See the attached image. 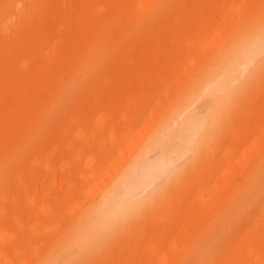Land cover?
<instances>
[{"label":"rangeland","instance_id":"374dc122","mask_svg":"<svg viewBox=\"0 0 264 264\" xmlns=\"http://www.w3.org/2000/svg\"><path fill=\"white\" fill-rule=\"evenodd\" d=\"M192 1V8L204 11L205 2ZM47 2L55 5L59 18L56 25L43 32L39 12ZM168 3H174L175 12L166 11L157 18L147 19L143 27L132 34L134 42L121 41L118 34L95 32V38L97 36L99 40L95 60H108L103 66L109 73L106 82L108 96L111 103L118 105L116 111L99 109L92 115V126L74 125L75 114L67 109L68 103L60 108L56 116H49V131L34 133L37 140L30 151L21 152L18 158H14L19 149L11 148V157L0 160V264H40L50 257L72 231L83 210L101 197L119 169L126 167L129 157L140 144L142 137L138 135L144 134L145 131H141L145 123L173 103L179 91H184L214 59L246 13L257 10L254 8L256 0H211L212 8L223 13L215 22L216 27L209 33L194 29L193 33L181 36L176 28L171 31L168 28L171 21L176 24L190 21V2L173 0ZM106 10L97 6L95 0H0L1 136L9 134L13 125L21 121L4 118L12 100L37 88L35 82L39 76L48 78L54 93L66 91L82 63L80 57L72 55L77 39L81 37L80 29L86 25L96 31L106 22L102 17ZM134 18H137L136 11ZM155 25L163 28L162 33L156 32ZM153 52L169 61L161 66L167 76L160 81L146 79L145 72L139 67V62ZM67 56L69 61H57ZM124 68L130 73H137L139 85L136 89H129V81L122 78ZM171 77L175 78L172 80ZM261 87L264 91V77L252 87L249 99L241 104L242 110L250 109L255 103L261 94ZM87 88L95 94L100 89L98 84L91 83L87 84ZM80 95L81 91L77 92L70 103L74 111L89 117L91 109L84 106ZM98 99L96 96L91 105L94 106ZM27 101L33 107L38 104L33 98ZM203 103L208 106L210 102L205 99ZM261 104L263 106L259 108L252 107L254 113H245L248 119L258 117V129L243 145L246 148L253 147L255 136L264 131V96ZM255 109H259L257 113ZM21 129L24 130L23 127ZM57 132L62 134V140L56 138ZM227 136L221 139L218 146V154L223 160L219 178L230 168L227 164L230 157L235 169L240 168L238 159L245 149L232 150L234 142L231 143ZM234 138L238 139L237 136ZM259 140L264 142V134ZM225 149L230 152L224 153ZM8 166L11 173L5 170ZM215 168L214 165L209 167L208 173ZM187 182L185 185L183 181L175 183L164 192L162 205L139 218L133 228L103 247L102 253H107V256L104 254V257L84 264H163L169 254H174L175 241L182 235L183 226L171 236L167 227L173 220L171 214L174 209L183 201V186L191 184ZM203 185L196 188L191 200L188 225H195L193 230L199 231L202 228L198 225L199 221L215 219L211 222V230L215 231L213 240L216 246L223 245L233 235L242 234L256 218H264V213L256 208L248 212L249 206L256 200V191L240 197L245 199L242 202L237 199L240 211L230 221L232 207L229 209V205H221L219 213H215L212 210L215 200L202 201ZM204 228L198 232L192 248L205 246L212 239H205L211 230L206 232ZM177 250H180L179 247ZM174 255L177 256V253Z\"/></svg>","mask_w":264,"mask_h":264},{"label":"bare ground","instance_id":"6f19581e","mask_svg":"<svg viewBox=\"0 0 264 264\" xmlns=\"http://www.w3.org/2000/svg\"><path fill=\"white\" fill-rule=\"evenodd\" d=\"M168 1L173 0H95L97 6L103 9L107 8V10L102 14V17L105 18L106 22L96 28V31L92 27L86 25L81 27V37L77 39V46L75 47L76 50H73L72 53L75 57H80L82 62L81 66L76 69L66 91L63 93H54L48 84V78L45 77V75H41L35 82L37 88H34L32 91H27L12 100V106L5 112L4 118L14 120L15 122V118H17L18 120L21 119V121L20 124L18 123L15 124V126L13 125L12 131L9 134H3V136L0 134V160L11 157V148L17 147V149H19V151L14 154V158H18L21 152L27 153L30 151L31 145H33V143L37 140L34 133H40V130L41 132L49 131L51 128V120L48 119L49 116H56L61 110L60 108L65 107L68 103L69 106L67 109L75 114V120L72 122L74 125L84 124L92 126V115L99 109L110 108L113 112L116 111L118 105L111 103L108 96L109 91L107 89L108 87L106 82L109 77V73L103 66V64L107 63L108 60H95L96 50L99 48V40L97 39V36L95 38V32L98 34L106 33L109 35L118 34L121 41L131 40L134 42L135 37L132 34L141 29L143 27V23L146 22L147 19L157 18L166 11H171L172 13L175 12V8L173 6L174 3H168ZM202 1L205 2L204 11L192 8V6H194L193 1L186 0V2H190L189 7L192 10L190 21L185 22V20H183V22L179 24L171 21L168 28L169 31L176 28L181 36L186 33H193L194 29L207 33L211 32L216 27L215 22L218 20V17L221 18L223 13L215 11L212 8L211 0ZM256 3L257 4L254 8L257 10L246 13L244 20L241 21L237 30L230 36L231 38L223 43V46L220 48L214 59L210 61L209 64L198 73V75L195 76L190 85L184 91L183 89L179 91L172 104L159 113L156 118H153L152 116L151 119L145 123L141 133L143 131H149L152 124L158 118L166 116L173 110L182 109L188 106L190 102L194 101L195 95L204 87L206 83L209 70L216 67V65L220 62L221 53L224 52L233 37L245 29L264 25V0H256ZM135 11L137 13L136 19L134 18ZM39 13L40 20L42 19L41 28L43 32H47L58 22L59 12L52 2L45 3L41 7ZM36 17L35 18L38 21L39 15ZM155 30L160 34L162 33L163 28L159 25H155ZM157 55L158 54L153 52V54H151L146 60L139 62V67L145 72L144 75L146 79L160 81L165 79L167 76L161 66L166 65L169 61H166V57ZM68 58L69 57L67 56L63 60L57 59V61H69ZM95 70H98V72L96 73ZM220 71H223L222 66L217 68V72ZM123 72L122 78H126L129 81V89H136L139 85V77L137 76V73H130L125 70V68ZM263 77L264 67H258L249 73V75L245 78V81L237 83L236 86L241 89L240 95L230 106L226 116L213 134L210 147L206 148L196 161L188 166L183 176L179 179L178 182L183 181L184 185L188 183L187 181H190L189 183L191 184L183 186V201L178 203L177 207L171 214L173 220L167 227V231L170 236L179 231L180 228L182 229V226L183 231L181 237L175 241V249L173 250V253L175 254L176 252L177 256L169 254L163 261V264H264V218H256L250 222L247 229L242 234L238 236L233 235L228 239V243L225 240L223 245L216 246L217 243H214L215 238L213 235L215 231L214 229L211 230V222H214L215 219L206 221L205 218L204 220L199 221L198 225L202 228L199 231H196L193 230L195 225H193V227L188 225L187 216L196 188L200 187L202 184H204V193L201 195L202 201L209 199H212L213 201L215 200L214 205H212V210L215 213H219L221 205H229V209L232 207L230 211V221H233L235 213L240 211L237 199L253 191H256V200L249 206L248 212H251V209L256 208L264 213V142L261 143L259 140L263 136L264 131L255 136L253 147L246 148L243 146L247 141H249L250 134L258 129V122L256 121L258 120V117L253 120L251 118L248 119L245 113L248 111L254 113V108L252 107L259 108L263 106L261 104L262 97L264 96L263 87L260 88L259 94H261L258 95L255 103L251 105L250 109H241L242 102H247L249 99L248 95L251 92L252 87L261 81ZM174 78L175 77H171L170 79L173 80ZM88 83L99 85L100 89L98 94H95L91 91V89L88 90ZM38 88H41V90ZM80 91L82 103L85 107H90L91 109L89 117L85 114H80L77 110L74 111L70 103L77 92L79 93ZM96 96L99 99L93 106L91 104H93L92 102H94ZM30 98L37 100L38 104L36 107L30 105L29 101H27ZM203 101L204 100L196 103L195 107L196 112L201 115H204L212 107L210 101L208 106H205ZM258 110L255 109V112L257 113ZM33 116H35L36 119H34ZM1 123L2 121H0V125ZM20 125L24 128V130L21 129L22 127ZM145 132L144 134H140V136L138 135V137H142L140 144L135 149L134 154L129 157L126 165V167L132 166L134 169L127 176V183L130 187L135 186L146 175L155 159V154L153 157L147 154L143 156L139 154L140 146L146 135ZM61 135L62 134L60 132H57L56 138L58 140L61 138L62 140ZM225 135H228L227 137L231 140V143L234 142L233 144L235 147L233 146L232 150L240 147H245V149L238 159L240 168L235 169L230 157L227 161L230 168H228L225 174L219 178L220 164H222L223 160L220 154H218V146L221 139ZM235 136H237L238 139L235 140ZM164 147V145H161L160 151H163ZM228 152H230L229 149L224 150V153ZM212 165L216 166V170L208 173L209 167ZM124 168H120L119 171H122ZM5 170L8 173H11L12 171L9 166L5 167ZM204 174L207 176L205 175L206 178H204L203 181ZM112 182L109 183L107 188L111 186ZM175 183L177 182L171 184L165 191L167 192V190H170ZM164 195L166 194L163 193L161 196L157 197L155 203L150 208L146 209L139 218L150 214L155 207L162 205L164 199L161 198H164ZM253 195L254 194H252V196ZM99 198L100 197L95 199L94 202ZM248 198L250 199L251 197ZM243 199L240 198L239 200L244 201L245 199ZM79 219L74 224L72 231L69 232L61 241L57 250L40 264H84L89 260L101 258L105 254L102 253V248L111 244L116 236H122L124 232L133 228L138 220H133L125 228L119 231L112 238L105 241L103 244L85 252H76L72 250V245L74 241L75 226L77 225ZM203 223L205 224L203 225ZM203 228V231L206 232L211 230L205 239L209 240L211 237L212 239L207 242L205 246L197 245L196 248H192L193 241L198 238V232H200ZM185 242L187 243L186 246ZM177 247H179L180 250H177ZM222 254L223 257H221ZM105 255L107 256V253Z\"/></svg>","mask_w":264,"mask_h":264},{"label":"clouds","instance_id":"9594fccd","mask_svg":"<svg viewBox=\"0 0 264 264\" xmlns=\"http://www.w3.org/2000/svg\"><path fill=\"white\" fill-rule=\"evenodd\" d=\"M223 71L217 72V68ZM264 67V25L243 30L231 39L220 62L209 70L204 87L194 101L158 118L146 133L141 156L155 153L146 175L133 187L127 183L132 166L119 171L110 187L87 206L75 226L72 250L85 252L103 244L150 208L157 197L178 182L188 166L209 148L212 136L240 95L236 85L249 73ZM209 100L212 107L201 115L196 103ZM161 145L164 150L160 151Z\"/></svg>","mask_w":264,"mask_h":264}]
</instances>
